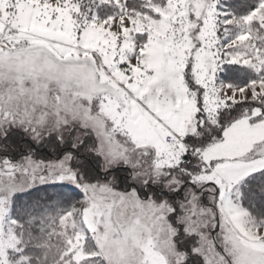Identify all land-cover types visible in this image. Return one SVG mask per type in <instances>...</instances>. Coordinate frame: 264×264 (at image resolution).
<instances>
[{
    "label": "snow or ice",
    "instance_id": "snow-or-ice-1",
    "mask_svg": "<svg viewBox=\"0 0 264 264\" xmlns=\"http://www.w3.org/2000/svg\"><path fill=\"white\" fill-rule=\"evenodd\" d=\"M0 264H264V0H0Z\"/></svg>",
    "mask_w": 264,
    "mask_h": 264
}]
</instances>
